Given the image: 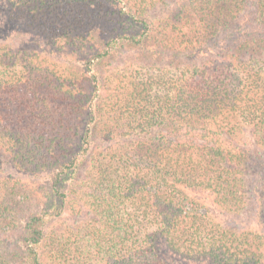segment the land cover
I'll use <instances>...</instances> for the list:
<instances>
[{"label":"trees","instance_id":"1","mask_svg":"<svg viewBox=\"0 0 264 264\" xmlns=\"http://www.w3.org/2000/svg\"><path fill=\"white\" fill-rule=\"evenodd\" d=\"M0 264H264V0H0Z\"/></svg>","mask_w":264,"mask_h":264},{"label":"rangeland","instance_id":"2","mask_svg":"<svg viewBox=\"0 0 264 264\" xmlns=\"http://www.w3.org/2000/svg\"><path fill=\"white\" fill-rule=\"evenodd\" d=\"M161 11V8H159V12ZM80 217H78L77 219H79ZM59 227V231L60 230H62L63 231V229L66 227V226H69V225H73L74 224V222H73V220L71 219V218H68L67 217V213L66 214H64V216L60 219V221H58V222H55ZM240 224H242V220H237L235 223H234V225H236V226H238V225H240ZM76 225V224H75ZM78 226H79V224H78ZM68 229V228H67Z\"/></svg>","mask_w":264,"mask_h":264}]
</instances>
